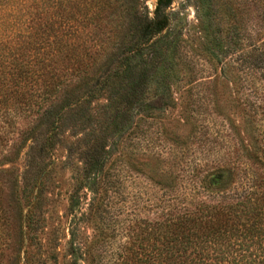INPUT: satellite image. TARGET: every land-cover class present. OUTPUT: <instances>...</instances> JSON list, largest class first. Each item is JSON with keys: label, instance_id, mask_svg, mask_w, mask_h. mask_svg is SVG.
I'll list each match as a JSON object with an SVG mask.
<instances>
[{"label": "trees", "instance_id": "16d2710c", "mask_svg": "<svg viewBox=\"0 0 264 264\" xmlns=\"http://www.w3.org/2000/svg\"><path fill=\"white\" fill-rule=\"evenodd\" d=\"M117 1L0 0V147L6 133H17L12 145L0 149V166L23 159L15 176L2 168L0 182L20 209L21 245L31 240L27 234L35 212L44 205L57 146L66 150L67 165L77 166L69 216L79 212L87 193V219L95 213L102 218L108 190L101 180L115 143L136 117L154 116L174 104L172 85L179 80V43L171 28L174 0H156L152 11L133 0L120 10ZM119 11L122 36L100 61L99 51L80 38L84 26L76 23L88 16L106 19L112 33L120 27L113 24ZM18 118L26 121L23 129L16 128ZM257 210L256 202L240 212L195 198L169 202L161 218L133 219V251L126 259L133 256V264H264L262 250L248 251L260 231ZM68 223L69 264H90L89 244L80 232L83 221Z\"/></svg>", "mask_w": 264, "mask_h": 264}, {"label": "rangeland", "instance_id": "374dc122", "mask_svg": "<svg viewBox=\"0 0 264 264\" xmlns=\"http://www.w3.org/2000/svg\"><path fill=\"white\" fill-rule=\"evenodd\" d=\"M125 1L114 4L120 2L121 10ZM134 3L152 11L156 0ZM170 11L179 43L174 104L154 116L136 117L115 143L101 180L108 190L102 218L95 213L87 219V193L79 212L69 216L77 166L67 165L66 150L59 145L48 169L44 205L35 212L27 234L31 240L22 245L20 209L0 182V264H69L70 219L83 221L80 232L92 264H133V256L126 259L133 251V219L161 218L167 203L192 198L233 205L239 212L256 202L260 231L248 251L264 253V0H174ZM90 18L76 25L84 26L81 40L93 45L102 61L111 42L122 36L124 16L119 11L113 24L120 27L112 33L106 19ZM25 122L16 119V128L23 129ZM6 136L0 149L12 145L17 133ZM22 162V156L15 158L0 170L15 176Z\"/></svg>", "mask_w": 264, "mask_h": 264}]
</instances>
